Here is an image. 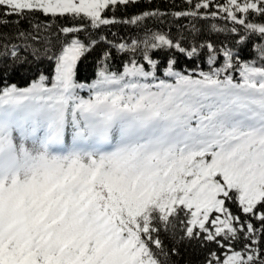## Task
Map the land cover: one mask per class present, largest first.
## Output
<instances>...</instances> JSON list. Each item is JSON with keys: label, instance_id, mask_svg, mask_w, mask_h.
Segmentation results:
<instances>
[{"label": "snow or ice", "instance_id": "1", "mask_svg": "<svg viewBox=\"0 0 264 264\" xmlns=\"http://www.w3.org/2000/svg\"><path fill=\"white\" fill-rule=\"evenodd\" d=\"M139 3L0 0V264H264V0Z\"/></svg>", "mask_w": 264, "mask_h": 264}, {"label": "trees", "instance_id": "2", "mask_svg": "<svg viewBox=\"0 0 264 264\" xmlns=\"http://www.w3.org/2000/svg\"><path fill=\"white\" fill-rule=\"evenodd\" d=\"M173 0H153V6L161 7V9H164L168 6V4L172 3ZM174 2L179 5L182 0H174ZM146 6V0H140V3L137 5L130 6L128 9L129 14L139 11L140 9L144 8ZM176 10H179L178 8ZM117 15L119 16L120 13L118 12ZM40 21L47 22L48 20H51L52 18H45L41 16ZM171 20V18H169ZM183 23H187V21H182ZM82 23L80 20H72L70 17H58L55 18L54 20V26L51 29V31L55 32V28L58 26H68V25H74V24H79ZM148 25L151 27L154 24L158 27V23L152 20L147 21ZM218 23L223 24L222 21H219ZM169 23L165 22L163 26V30H167L169 27ZM155 30V28L153 29ZM4 31H7V29H4ZM103 34H108L109 30L108 29H102L101 30ZM112 33H117L119 37H124V38H134L137 36L142 35V33L139 31V29L136 26L133 25H120L116 27H112L110 30ZM109 38L111 39V35H109ZM223 38V36H221ZM103 47V45L98 46L96 49L92 50L91 52L85 53V55L81 58L77 65V80L78 81H87L90 82L92 79L95 78V72L97 70V61L99 59V52L100 49ZM55 51V49H53ZM114 51V59L110 63V70L111 71H119L122 70V61L127 60V56L124 54H117ZM51 55V53H49ZM245 55L248 57L254 56L255 54L250 50L246 49L245 50ZM181 67L185 68H190L192 67V63L185 60L184 58H181L180 61ZM42 68H45L49 71L54 70V60H48L44 59L42 64ZM201 67L204 68V70H207V65L206 64H201ZM6 82L9 83H17L18 86H25L24 82L19 80V78H13L12 80H6ZM80 95L87 97V90H80L79 92Z\"/></svg>", "mask_w": 264, "mask_h": 264}, {"label": "rangeland", "instance_id": "3", "mask_svg": "<svg viewBox=\"0 0 264 264\" xmlns=\"http://www.w3.org/2000/svg\"><path fill=\"white\" fill-rule=\"evenodd\" d=\"M30 146V145H29Z\"/></svg>", "mask_w": 264, "mask_h": 264}]
</instances>
